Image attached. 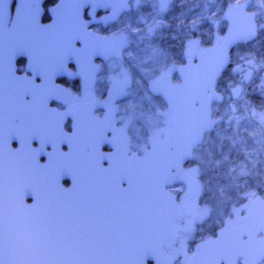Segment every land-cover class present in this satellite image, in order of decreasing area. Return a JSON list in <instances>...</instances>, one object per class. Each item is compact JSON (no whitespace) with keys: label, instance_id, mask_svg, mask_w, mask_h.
I'll return each instance as SVG.
<instances>
[{"label":"snow or ice","instance_id":"6c2138e0","mask_svg":"<svg viewBox=\"0 0 264 264\" xmlns=\"http://www.w3.org/2000/svg\"><path fill=\"white\" fill-rule=\"evenodd\" d=\"M170 2L0 0V264H264V223L252 216L244 221L243 230L226 220L217 226L214 240L194 241L193 234L181 242L182 229L176 227V220L185 205L183 180L161 183V176L152 177L151 189H164L158 193L163 210H153L144 175L147 157L154 151L153 137L150 134L145 143V138L133 135L137 104L129 103L127 91L133 82L146 85L142 96L147 108L141 115L153 120L163 115L155 99L164 95L160 89L168 74L179 73L183 80L191 61L202 63L201 52L214 57L201 81L199 98L192 100L200 110L186 136L180 111L170 112V132L185 146L203 143L217 123L205 101L229 68L243 73L239 82L229 83L231 97L243 99L245 86L253 79L252 70L231 65L228 52L264 30V23L256 22L264 18V0H248L235 9V0H207L222 5L216 19L211 14L193 16L189 31L173 37L183 43V66L173 63L167 50L152 46L151 58L163 70H155L150 80L144 79L147 74L140 68H136L139 79L125 69L120 79L111 75L108 52L126 64L132 59L128 51L132 40L126 31L130 21L121 26V19L133 10L140 12L137 20L143 28L133 34H140L141 40L144 32L152 37L161 26L157 14L165 13ZM157 5L158 13L153 11ZM246 13H253L247 17L248 30L234 29L233 17ZM147 17H152V23ZM220 17L227 27L204 46L198 29L210 26L216 33ZM193 49L197 54L190 61L188 53ZM248 63L253 70L261 67L254 58ZM100 83L105 85L103 91ZM260 88L264 95V83ZM122 101L127 109L117 107L115 114L128 111L129 123L111 127L119 121L110 120V102L120 105ZM97 108H103L104 114ZM230 111L237 132L249 119L264 127V108L250 107L241 116L233 104ZM136 122L143 128L144 120ZM109 131L120 135L108 136ZM245 134L251 137L252 131ZM121 155L129 158L126 166L120 163ZM243 155L253 167L242 163L239 174H256L251 153ZM254 187L264 192V185ZM238 199L245 203L248 215V204L259 197L250 191ZM234 219L233 214L230 220Z\"/></svg>","mask_w":264,"mask_h":264},{"label":"flooded vegetation","instance_id":"af4514ba","mask_svg":"<svg viewBox=\"0 0 264 264\" xmlns=\"http://www.w3.org/2000/svg\"><path fill=\"white\" fill-rule=\"evenodd\" d=\"M255 2L256 0H252V3ZM246 3H248V0H235V4H233L232 7L234 9L237 6L242 8ZM221 8V4L209 3L207 0H171L167 11L165 13H158L157 5L154 7L153 11L158 13L156 19L160 22L161 26L152 37H149L146 32L141 33L145 37L143 40L140 39V34H133L134 29L143 28V25L137 20L140 12L136 10L131 11L121 19L120 24L121 26H124L130 21V27H127L126 31L129 38L132 40V47L128 49V51L132 53V59L126 64L117 54L108 52L107 55L109 59L107 62L111 68V74L120 75L121 69H125L132 77L139 79L140 73L136 71V68H140L143 73L147 74L144 79L150 80L155 70L158 68L163 70L161 64H157L151 58L152 46H160L167 50L170 57L173 58V63L183 66V43L179 38L174 39L173 37L183 36L189 31V23L193 16H207L211 14L212 18L216 19L217 13H219ZM213 9H215V12ZM143 11L147 12L148 10L143 9ZM147 22L152 23V17H147ZM256 22L257 24L264 23V18L259 19ZM226 27L227 25L224 23L223 17H220L217 20L216 33H213L210 26L199 28L198 32L203 45L208 46L211 42L212 36L214 34H220L221 29ZM196 54L195 49L188 53L190 61L191 57ZM248 55L257 59L255 63L260 64L261 67L253 70L251 65L247 62L246 69L253 71V79L251 80L253 86L250 88V92L245 93L243 99L234 98L235 100H238L234 103L238 109L237 115L241 116L246 115L247 110L250 107L254 106L257 109L264 108V95L261 94L260 88V85L264 83V63H262L264 62V30H260L258 35L250 42L240 44L231 51L229 57L231 65H237L240 67L241 62ZM129 65H135L136 67H130ZM230 73L231 67L214 88L213 119L217 121L215 128L211 134L205 135L203 143L195 149L193 156L184 165L183 172L179 175L178 179L180 180L181 177L187 175L188 170L191 167L196 169L195 176L201 181V193L197 200L198 204L200 207L217 213L218 217L221 219L211 220L214 227L229 220L232 226L238 225L241 230H243L245 226L244 221L248 219V216H252L260 223H264V192H261L254 187L258 184L264 185V127H259L254 120L249 119L244 122V125L240 128L239 132H237L235 121L232 120L233 114L230 111L228 104L224 102L225 97L229 94V83L231 82L235 84L237 82L236 77L231 76ZM102 76L103 73L100 76V80ZM167 81L178 83L179 74L169 73ZM133 84L144 83L141 81L133 82ZM144 86L146 87L145 84ZM140 89L141 88H138V94L133 92V97L130 96L131 99L137 100L143 98ZM215 96L222 97V100H216ZM157 98L165 103L163 97ZM245 101H248L249 103L246 104ZM118 106L119 105L110 102V107L112 109L110 115L114 114L117 121H119V116L115 113ZM165 106L167 107L166 103ZM97 113L103 115L104 109L97 108ZM136 118L133 120L134 123L137 121ZM149 122L151 126L149 128L150 132L154 136L160 132L159 130L163 131V135L153 141L156 142L161 139L164 136L165 131L170 128L169 111L167 117L164 118L158 116L157 119L150 120ZM135 126H137V122L135 125L133 124L134 129ZM117 128H120L119 123H117ZM249 130L252 131L251 137L245 134ZM113 135L119 136L120 133L110 134V136ZM234 141H236V143H233ZM132 144L135 145L134 140L132 141ZM245 147L253 148L255 151L254 158L257 163L254 172L256 174L241 176L238 167L240 164L246 163L248 167H253L250 160L245 161L242 152V149ZM225 156H227L226 160L224 159ZM217 160L221 161L219 166L216 165ZM187 176L192 177V175ZM229 185H239V188H232ZM221 188L224 189L223 192H221ZM250 191H256L259 199L253 200L248 204V215H245V203L238 199V197L245 195ZM189 197H191L189 194L185 196V205L182 207L186 211V216L181 222L182 233L184 229L183 223L188 217V204L191 207L194 206L195 202ZM233 214L235 215V219L230 220V217ZM211 239H215V235L210 237L207 241Z\"/></svg>","mask_w":264,"mask_h":264},{"label":"water","instance_id":"95a60500","mask_svg":"<svg viewBox=\"0 0 264 264\" xmlns=\"http://www.w3.org/2000/svg\"><path fill=\"white\" fill-rule=\"evenodd\" d=\"M251 15L253 14L235 15L233 17L232 27L234 29H239L241 32H246L249 27L247 17ZM231 51L232 50L228 52L229 57ZM200 55L202 56V63L198 65L191 61L188 68L184 71L183 80L181 74L178 73V83L166 81L162 84L160 89L164 93L162 97L165 103L167 102L166 105L169 111L170 127V112L180 111V121L184 126L185 136L187 135L188 130L194 127L195 115L200 110V105L192 103V100L199 98L198 93L200 91L201 81L204 78V73L207 71L208 66L214 62V57L206 56L202 52ZM186 97L189 99L186 100ZM169 104H171V109L168 106ZM204 106L212 113L213 118V95L211 96V99L205 101ZM110 120L117 121L116 116L114 114L110 115ZM111 127L117 128V123L111 124ZM110 134H113V132L109 131L108 136H110ZM201 144L202 143L185 146L177 135L170 132V128L165 131V134L161 139L154 142V151L149 153L147 157V165L144 168V175L147 184L152 191L153 210H163L162 200L158 193H162L164 189L159 186H157L156 189H151L152 177L158 175L161 176V183L163 182V179H178L179 175L183 172L184 165L189 159H191L195 149H197ZM189 152L191 155L190 157H187V153ZM141 159H143V157H141ZM128 162L129 158L121 155L120 163L126 166ZM185 216L186 211L181 208L177 215V228L182 229L181 222Z\"/></svg>","mask_w":264,"mask_h":264},{"label":"rangeland","instance_id":"374dc122","mask_svg":"<svg viewBox=\"0 0 264 264\" xmlns=\"http://www.w3.org/2000/svg\"><path fill=\"white\" fill-rule=\"evenodd\" d=\"M254 58L251 55H248L240 64V68L243 71H248V69H246V65L249 59ZM254 61H257V59L254 58ZM237 66V65H235ZM243 73H236L234 71L231 70L230 75L233 77H236L237 82H239L240 80V76ZM111 75H115L118 79H120V75L117 74H111ZM105 79L104 75L101 78V81H103ZM236 82V83H237ZM104 84H99L98 87L101 91H103L104 89ZM252 84L251 81H249L247 83L246 87V92H250V88H252ZM138 88L140 89V92L142 93V90L145 88L144 84H131V86L127 89V91L130 93V96L133 97V92H136L138 94ZM129 96V103H135L137 104V108L134 111V119L136 118V120H144V126L143 128H141V126L137 123V126H135V129L133 128V124L135 125L134 121H132V128H133V135H140L142 138L144 139V142L147 143L146 138L151 134V136L153 137V141L158 138L161 137L163 135V131L159 130L160 132H158L155 136L150 132V122L149 120H145V117L143 115H141V113H143L145 111V109L147 108V104L144 101L143 98H139L137 100H133L131 99V97ZM235 97H231L230 92L229 94L225 97L224 102H226L230 108V105H233L236 101L234 99ZM155 103L158 106L159 111L163 114L162 117H167L168 114V110L167 107L165 106V103L156 98L155 99ZM118 107L122 108V109H127L128 104L125 102H122ZM129 115L130 113L128 111H122L121 114L119 115L118 120L120 128H122L124 125L129 123ZM158 117H155L154 119H157ZM133 119V120H134ZM166 123V122H165ZM144 128L147 129V131H144ZM164 130V129H163ZM254 134V133H253ZM135 145L137 144V141H135ZM251 153L252 155V159L256 161V159L254 158V154L255 151L253 148H248L245 147L242 149V152L244 153L245 151ZM250 162L252 163V160H250ZM190 167V166H189ZM188 167V168H189ZM187 175H192V177H188ZM181 177L180 180L184 181L185 184V188L183 189L187 194H189L191 197H189L192 201L194 200V206H191L188 204L187 210H188V217L186 218V220L183 223V233L181 236V242L182 243H186V239L185 238H193V234H194V241L195 240H204L207 241L208 239H210V237L214 236L216 231H217V226L218 225H223V224H218L216 225V227H214L213 223L211 222L212 219L216 220V219H220V217H218V214L215 212H211L207 209V214L205 213V209L203 207H200V205L198 204V199H199V195L201 193V189H200V184L201 181L198 180V178L195 176V171L194 168L191 167L188 170V174ZM232 188H236L235 185H229ZM237 189V188H236ZM188 197V196H187ZM191 201V202H192ZM196 201H197V205H196ZM190 202V203H191ZM199 205V207H198ZM203 219V223L197 224L198 220ZM221 220V219H220ZM188 247H190L191 245H187Z\"/></svg>","mask_w":264,"mask_h":264},{"label":"trees","instance_id":"16d2710c","mask_svg":"<svg viewBox=\"0 0 264 264\" xmlns=\"http://www.w3.org/2000/svg\"><path fill=\"white\" fill-rule=\"evenodd\" d=\"M158 104V103H157Z\"/></svg>","mask_w":264,"mask_h":264}]
</instances>
